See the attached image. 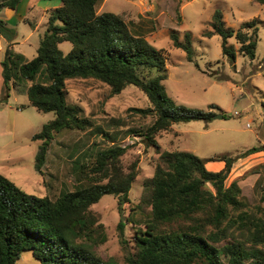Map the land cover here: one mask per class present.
I'll list each match as a JSON object with an SVG mask.
<instances>
[{
	"label": "trees",
	"instance_id": "obj_1",
	"mask_svg": "<svg viewBox=\"0 0 264 264\" xmlns=\"http://www.w3.org/2000/svg\"><path fill=\"white\" fill-rule=\"evenodd\" d=\"M20 1L1 0L0 5L14 9ZM60 1V6L49 11L46 31L31 59L13 49L16 32L0 19V36L5 39L1 58L5 90L11 85L17 90L21 83L30 81L25 90L29 104L38 111L54 113L32 137L40 141L35 154L37 171L55 133L91 126L90 120L80 115L79 107L66 100L65 83L70 78L98 79L110 87V95L129 84L139 87L149 106L130 109L154 119L144 129L134 130L135 135L157 149L160 145L155 136L173 123L207 121L215 114L211 109L178 105L168 95L161 50L133 34L120 15L97 13L98 0ZM210 25L212 29L204 35H221L222 52L232 60L235 52L227 45L230 36L236 38L243 55L255 57L258 27L254 19L242 22L237 29L227 28L216 9ZM170 37L173 46L182 48L191 61L189 34L179 40L174 31ZM63 41L72 44L67 53L58 46ZM153 68L156 74L141 75V70ZM260 150L263 147L254 146L241 156ZM125 151L126 147L118 144L99 150L91 168L97 176L85 185L61 191L55 199L29 194L0 173V264H16L25 250H31L39 264H117L103 259L87 243L93 241L96 230L89 207L106 194L117 197L120 211L129 201L136 162L124 171L120 156ZM206 160L213 158L201 159L187 150L158 151L153 175L145 180L151 217L144 228L136 230L134 252L126 256L124 264H264V208L257 205V211L253 210L243 200L236 179L225 184L234 157L219 156L217 160L224 161V166L218 171L208 169ZM82 168L79 164L81 173ZM260 201L264 202V192ZM124 225L120 219L121 232Z\"/></svg>",
	"mask_w": 264,
	"mask_h": 264
},
{
	"label": "rangeland",
	"instance_id": "obj_2",
	"mask_svg": "<svg viewBox=\"0 0 264 264\" xmlns=\"http://www.w3.org/2000/svg\"><path fill=\"white\" fill-rule=\"evenodd\" d=\"M60 5V0H21L14 9L0 5V19L16 32L15 51L28 59L36 55L46 31L48 13ZM216 9L221 11L227 28L237 29L242 22L256 21L253 59L239 51L240 44L234 36L227 37V45L235 52L232 60L222 52L221 35H204L212 29L210 22ZM104 11L120 15L133 34L143 36L161 50L167 72L163 83L178 105L211 109L215 114L222 113L223 117L173 123L169 130L155 136L160 145L157 149L146 146L143 138L135 135L134 130L144 129L154 119L130 109L149 106L139 87L129 84L119 93L110 95V87L98 79L70 78L65 83L66 100L79 107L80 115L90 120L91 126L55 133L45 162L37 171L35 154L40 141L32 137L54 113L38 111L29 104L25 90L30 81L21 83L19 92L13 85L5 90L1 65L5 39L0 36V103L4 105L0 106V173L29 194L55 199L61 191L73 190L97 176L91 168L99 150L112 144L125 146L126 151L120 156L123 170L129 171L136 162L129 201L122 205L121 211L117 207V197L112 194L103 195L92 204L89 210L95 218L96 230L93 241H87L103 259L124 264L126 256L134 252L136 230L144 228L151 217L145 180L153 175L158 151L187 150L201 159L213 158L205 164L214 171L220 170L219 156L234 157L225 184L236 179L243 200L253 210L257 211V205L264 208V202L260 201L264 192V2L98 0L96 12ZM174 31L179 40L184 39L185 33L189 34L193 49L191 61L182 48L173 46L170 34ZM58 46L63 53L72 48L69 41ZM156 73V68L141 70L142 76ZM254 146L263 147V150L241 156ZM79 164H83L82 173ZM221 164L223 166L224 161ZM120 219L125 224L123 232L118 227ZM16 264H39V261L31 250H25Z\"/></svg>",
	"mask_w": 264,
	"mask_h": 264
},
{
	"label": "crops",
	"instance_id": "obj_3",
	"mask_svg": "<svg viewBox=\"0 0 264 264\" xmlns=\"http://www.w3.org/2000/svg\"><path fill=\"white\" fill-rule=\"evenodd\" d=\"M0 2H1V0H0ZM13 44H14V42H13ZM13 44H12V47H13ZM0 48H1V46H0ZM2 49V48H1ZM13 49H14V47H13ZM15 50V49H14ZM18 52V51H17ZM0 72H1V68H0ZM16 90V89H15ZM17 91V90H16ZM17 92H19V91H17ZM0 104H2V103H0ZM0 106H4V105H0ZM222 162V161H221ZM221 162H220V164L218 165V168L219 169H221L223 166H222V164H221ZM205 166H206V164H205ZM207 167V166H206Z\"/></svg>",
	"mask_w": 264,
	"mask_h": 264
},
{
	"label": "water",
	"instance_id": "obj_4",
	"mask_svg": "<svg viewBox=\"0 0 264 264\" xmlns=\"http://www.w3.org/2000/svg\"><path fill=\"white\" fill-rule=\"evenodd\" d=\"M4 42H5V40H4ZM0 105H3V104H0ZM222 117H223V114L222 113L214 114L212 116V118H222Z\"/></svg>",
	"mask_w": 264,
	"mask_h": 264
}]
</instances>
